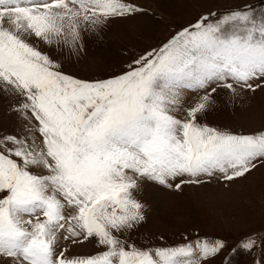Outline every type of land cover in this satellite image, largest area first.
<instances>
[{"label": "snow or ice", "instance_id": "obj_1", "mask_svg": "<svg viewBox=\"0 0 264 264\" xmlns=\"http://www.w3.org/2000/svg\"><path fill=\"white\" fill-rule=\"evenodd\" d=\"M145 14L136 0H0V93L28 122L27 136L0 135V264H206L226 247L137 246L147 208L137 193L230 186L264 167V129L200 122L218 89L230 100L264 89V16L249 6L202 15L106 79L65 72L41 48L78 56L83 33ZM91 241L102 251L71 253ZM257 245L255 235L238 243Z\"/></svg>", "mask_w": 264, "mask_h": 264}, {"label": "rangeland", "instance_id": "obj_2", "mask_svg": "<svg viewBox=\"0 0 264 264\" xmlns=\"http://www.w3.org/2000/svg\"><path fill=\"white\" fill-rule=\"evenodd\" d=\"M149 14L127 20L114 19L98 35L83 33L78 56L66 50L60 54L41 45L58 59L65 72L81 79H106L136 55L158 47L177 31L209 13L249 6L257 18L264 16V0H136ZM203 93H201L202 95ZM196 94L186 93L185 106ZM215 104L200 122L237 134L264 129V89L242 93L230 100L226 89H218ZM182 114V113H181ZM27 121L10 110V98L0 93V135L27 136ZM33 123H37L33 120ZM40 142L39 133L36 134ZM138 199L146 204V221L133 233L139 247H176L197 238L223 240L226 247L206 264H253L264 256V167H258L230 186L212 179L200 186H184L183 191L145 185ZM255 235L257 247L247 252L238 247L245 236ZM61 243H66L61 241ZM235 249V251H233ZM102 251L95 241L71 249L72 254L92 255Z\"/></svg>", "mask_w": 264, "mask_h": 264}]
</instances>
